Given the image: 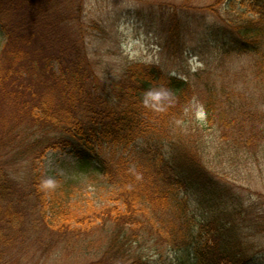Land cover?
Listing matches in <instances>:
<instances>
[{
  "label": "trees",
  "instance_id": "trees-1",
  "mask_svg": "<svg viewBox=\"0 0 264 264\" xmlns=\"http://www.w3.org/2000/svg\"><path fill=\"white\" fill-rule=\"evenodd\" d=\"M249 1L259 16L241 15L222 52L250 55L264 90V0ZM84 12L85 0H0V263L29 248L33 231L57 232L48 250L69 234L111 222L115 229L95 264H152L146 252H133L148 227L187 254L180 264H252L241 221L233 219L249 206H232V189L210 165L207 132L217 115L225 147L258 149L264 98L261 115L248 112L243 119L248 127L214 83L199 90L191 79L144 61L129 63L105 90L87 51V37L102 25L83 20ZM169 21V39L179 44L184 30L176 10ZM199 94L205 119L187 113ZM53 149L69 150L82 165L98 164L101 185L115 202L85 211L71 202L70 183L49 188L39 166ZM20 161L29 163L22 179L10 171ZM192 194L212 204L211 211L222 206L226 218L199 219ZM40 237L32 245L43 243Z\"/></svg>",
  "mask_w": 264,
  "mask_h": 264
},
{
  "label": "rangeland",
  "instance_id": "rangeland-1",
  "mask_svg": "<svg viewBox=\"0 0 264 264\" xmlns=\"http://www.w3.org/2000/svg\"><path fill=\"white\" fill-rule=\"evenodd\" d=\"M172 10H176L183 21V37L179 44L169 39ZM241 15L259 16L252 10L249 0H85L83 20L98 21L102 25V32L87 37V51L105 90L123 76L129 63H156L167 73L191 79L199 90L214 83L220 96L229 103L235 102L233 111L243 120L248 112L261 115L264 90L254 79L250 55L222 52L223 38L234 30ZM250 100L258 105L252 108L254 110L250 108ZM187 113L206 118L202 95L192 100ZM214 116L207 132L210 165L232 189V206H249L247 214H234L233 219L237 223L241 221L239 233L252 256V264H264V231H258L256 222L258 219L264 224V143L256 150L225 147L227 143L222 141L220 121ZM243 122L250 126L249 121ZM260 123L263 121L256 122ZM98 166L96 163L82 165L69 150L53 149L39 167L47 182L51 181L49 188L70 183L73 188L71 202L88 211L91 206L98 208L115 202L110 197L113 196L111 190L101 185L105 175ZM10 168L16 178L22 179L28 174L29 163L20 161ZM189 199L199 219H207L209 215L226 218L220 211L222 206L211 211L212 204H207L203 197L192 194ZM43 227L48 228L45 223ZM114 229L111 222L98 224L91 231L69 234L67 240L48 250L44 248L53 246L57 232L41 235L33 231L28 240L30 247L7 264H95ZM39 236L43 243L32 245ZM49 242L52 243L49 245ZM136 251L146 252L152 264H180L181 256L188 259L183 251L176 253L164 240L155 238L149 227L133 245V252ZM190 262L191 259L187 264Z\"/></svg>",
  "mask_w": 264,
  "mask_h": 264
},
{
  "label": "clouds",
  "instance_id": "clouds-1",
  "mask_svg": "<svg viewBox=\"0 0 264 264\" xmlns=\"http://www.w3.org/2000/svg\"><path fill=\"white\" fill-rule=\"evenodd\" d=\"M48 183H51V181H48Z\"/></svg>",
  "mask_w": 264,
  "mask_h": 264
}]
</instances>
